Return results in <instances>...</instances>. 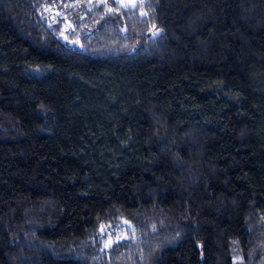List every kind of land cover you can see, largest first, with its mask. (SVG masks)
Returning <instances> with one entry per match:
<instances>
[{
    "label": "trees",
    "instance_id": "16d2710c",
    "mask_svg": "<svg viewBox=\"0 0 264 264\" xmlns=\"http://www.w3.org/2000/svg\"><path fill=\"white\" fill-rule=\"evenodd\" d=\"M0 264H264V0H0Z\"/></svg>",
    "mask_w": 264,
    "mask_h": 264
},
{
    "label": "rangeland",
    "instance_id": "374dc122",
    "mask_svg": "<svg viewBox=\"0 0 264 264\" xmlns=\"http://www.w3.org/2000/svg\"><path fill=\"white\" fill-rule=\"evenodd\" d=\"M121 1H123L125 4H133L136 0H121ZM128 261H132V260H135V258L133 257V256H129L128 257Z\"/></svg>",
    "mask_w": 264,
    "mask_h": 264
},
{
    "label": "snow or ice",
    "instance_id": "6c2138e0",
    "mask_svg": "<svg viewBox=\"0 0 264 264\" xmlns=\"http://www.w3.org/2000/svg\"><path fill=\"white\" fill-rule=\"evenodd\" d=\"M101 2H106V0H101ZM141 2H143V0H141ZM127 6V5H126Z\"/></svg>",
    "mask_w": 264,
    "mask_h": 264
}]
</instances>
